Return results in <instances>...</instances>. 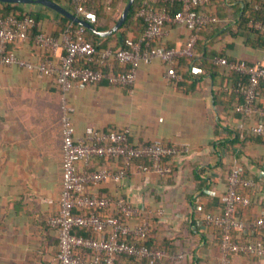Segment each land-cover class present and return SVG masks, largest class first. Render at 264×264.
Segmentation results:
<instances>
[{"label":"crops","instance_id":"1","mask_svg":"<svg viewBox=\"0 0 264 264\" xmlns=\"http://www.w3.org/2000/svg\"><path fill=\"white\" fill-rule=\"evenodd\" d=\"M229 2L227 8L219 5L224 16L232 15L233 2ZM44 7V13L53 14V9ZM48 22L46 30L52 33L56 27ZM214 30V36H219L215 48L226 46L229 57L264 63L261 48L249 45L252 40L255 45L256 35L238 29L234 35L223 32L225 29ZM185 35L182 25L166 26L171 46L181 45ZM32 48L26 45L19 51L35 60ZM51 58L58 62L57 56ZM220 82L219 77L205 74L199 89L184 92L165 77V66L156 59L138 67L134 84L125 91L100 83L60 93L50 77L12 65L0 66V264H50L57 251V230L48 224V218L56 209L61 186L63 148L58 121L64 101L76 135L86 126L126 125L139 140L189 144L190 151L174 160L171 175L132 172L121 184L105 181L97 191L122 194L139 208H148L159 218L153 227L167 235V246L172 242L179 252L195 250L200 256L198 264H217L220 252L215 228L199 219L198 230L193 225L188 230V225L191 218H199L198 212L220 211L219 197L233 160L258 180L260 196L251 212L257 215L264 207V144L245 141L243 154L236 158L220 159L213 152L212 142L227 134L226 129L217 134V123L225 128L241 125L230 110L226 120L218 121L225 114L213 99ZM228 264L263 263L235 256Z\"/></svg>","mask_w":264,"mask_h":264},{"label":"built area","instance_id":"2","mask_svg":"<svg viewBox=\"0 0 264 264\" xmlns=\"http://www.w3.org/2000/svg\"><path fill=\"white\" fill-rule=\"evenodd\" d=\"M88 1L71 0L74 14L92 24L96 21V14L86 8ZM98 1L106 5L112 2ZM210 1L141 0L137 11V15L145 22L141 37L137 40L126 38L124 46L116 49H97L84 39L85 27L81 25L74 29L68 25L58 35L38 32L33 36L34 43L50 55L37 61L8 49L10 44L28 38L35 20L31 16L21 19L11 15L3 16L0 17V66L12 65L50 77L63 93L73 86L97 83L102 79L131 88L137 68L156 59L163 62L168 80L179 81L181 75L174 68L177 58L191 56L198 32L216 21L213 13L195 9ZM160 3H179L180 8L170 14L166 8L157 6ZM168 23L188 29L185 41L179 46L151 45L165 37V25ZM249 25L264 37L263 21L251 20ZM261 50L264 58V43ZM51 56H57L58 62L55 63ZM111 59L117 60L120 66H126L127 70L110 73L92 68V65L110 66ZM212 61L245 77V81L233 87L242 98V101L234 104L233 111L244 119H253L247 125V130L264 138V108L255 104L259 97L260 83L264 82L262 60L247 62L218 56ZM62 121L61 186L56 209L48 218V224L57 230L58 248L51 256L50 264H122L116 263L121 256L133 257L146 264H161L164 260L179 263L184 252H170L160 242L152 246L144 243L152 229L148 208H139L122 194L110 196L100 193L97 188L105 181L121 184L132 172L147 176H169L173 173L174 160L190 151L189 144L169 143L161 139L133 144L128 140V127L98 131L92 126H86L81 135H76L66 101L63 103ZM97 158H102L103 164L94 165L93 161ZM117 160L119 165L114 162ZM225 180V190L219 197L220 211L207 212L203 216V224L220 230L218 264H228L230 254L256 256L264 264V234L259 241H248L243 236L246 225L264 233V207L263 215L253 218L247 224L234 215L238 206L247 207L250 204L248 192L256 187L257 181L245 175L235 160L229 165ZM129 219H133V222L129 223ZM75 228L87 229L90 234H77ZM128 238L133 240L129 241ZM81 250L88 251V255L82 256Z\"/></svg>","mask_w":264,"mask_h":264},{"label":"trees","instance_id":"3","mask_svg":"<svg viewBox=\"0 0 264 264\" xmlns=\"http://www.w3.org/2000/svg\"><path fill=\"white\" fill-rule=\"evenodd\" d=\"M64 8L68 9L72 13H75L73 5L71 0H54ZM127 0H112V2L109 5H106L103 2H99L98 0H89L86 3V8L89 10L94 11L96 14V21L92 23L93 27L99 31H105L111 28L116 20L118 19L125 3ZM233 2L230 6L232 15L231 16H224L219 11V5L223 6L224 8L228 7L230 5V2ZM229 2V3H228ZM141 6V0H134L133 4L130 7V10L127 14V17L125 21L122 23V25L119 27V29L115 32H112L109 36L101 37L85 28L84 31V39L90 41L97 49H106V48H112L116 49L119 47L124 46V41L126 38H131L133 40H137L141 37L144 29H145V22L141 17L137 15V11L139 7ZM158 7H164L166 8L170 14H173L176 10L180 8L179 3L174 4H167V3H160L157 5ZM39 8V9H37ZM46 8L42 5L38 4H26V3H8V2H1L0 1V17L3 16H14L18 19L23 18L24 16H31L35 20V25L33 26L32 30L28 34V38L25 41H16L13 44H10L8 46L9 51H13L22 57L27 58L22 53H20L21 47H24L28 45L29 47H33L32 53L35 56V60L37 61L40 58H43L45 56H49V52L45 51L44 49L37 46L33 41L34 34L38 32H45L47 34H53L58 35L61 30L66 28V26L71 25L72 29L76 28L78 24L71 22L69 19H67L65 16L61 15L60 13L52 10V15H49L47 13H44ZM196 10H205L209 13H213L216 16V21L214 23L207 24L205 27H203L198 32V38L195 42V45L193 47V54L191 56H182L177 58L174 68L175 70L181 75V80L179 81H171V84L182 88L184 92L192 91L195 89H199L201 86L202 78L205 76V74H210L211 77H219V79L222 81L220 82L219 88L213 91V99L215 105H222L221 111H223L225 114L223 116H219L218 121H224L226 120L227 116L230 112L229 110L238 117L240 123L239 127L235 128H225V126L217 123L218 127V133L220 134V131L227 130L226 137L223 136V138H217V140L212 142V149L215 155L218 158H222L223 156L229 157V158H236L238 156H241L244 152L243 144L245 141H257L264 144V138L254 135L251 132L247 130V125L253 122V119L251 118H243L239 113H236L233 111V107L235 103H239L242 101L241 96L236 93L233 90V87L238 82L245 81V77L242 76L240 73L236 71H232L229 69H226L225 67L218 66L217 64L213 63V59L218 56L225 57L227 59H238L243 60L240 58H234L229 57L225 51V47L219 46L218 48L214 47L215 41L219 39V36H214V28L219 29H225L223 32L228 34H236L238 33V30L246 31L249 33H252L253 35H256L255 38V45L251 43L252 41H249V45L251 47H260L262 49L263 43H264V37L263 34L258 32V30L254 29L252 26L249 25V22L251 20H260L264 22V0H211L204 6H196ZM46 21H49L48 23L54 24L53 26L56 27L52 33L48 32L46 30ZM232 24H235V28L232 27ZM181 26L179 24L175 23H168L165 26ZM184 29L186 31L185 39L188 36V29L184 26ZM151 45H163V46H171V43L169 42L167 36L156 40L151 43ZM228 46V45H227ZM30 59V58H27ZM162 64L163 62L160 61ZM249 62V61H247ZM110 66L106 65H92V68L100 69L104 72H110V73H121L125 72L127 70V67L120 66L119 62L115 59L109 60ZM164 65V64H163ZM138 69V68H137ZM170 81V80H169ZM104 84V85H113L119 88H122V90H126V86L121 85H115L110 82H108L107 79H103L97 83L92 84H84L82 86H89V85H97V84ZM59 92L61 93V88L58 84H56ZM82 86H76L82 87ZM75 88L74 86L70 89ZM69 89V90H70ZM255 104L261 108H264V82L260 83L259 86V97L255 101ZM71 111L69 109V115L71 118ZM225 117V118H224ZM59 124L61 128V141H62V135H63V121H62V113L59 115ZM72 123V120H71ZM73 125V123H72ZM128 126H122V127H116V126H107L106 128L102 129H96L98 131H105V130H121ZM130 130V128H129ZM220 136V135H219ZM129 142L133 144H138L140 142H148L149 140H139L134 137H132V133L130 131L128 136ZM104 160L102 158H97L95 161H93L94 165L103 164ZM116 165H119V160L114 161ZM218 164H220L218 162ZM264 171V167L262 168ZM245 175H247L245 173ZM257 181V185L253 190L248 192V195L251 199L250 204L247 207L238 206L235 211V217L239 218L243 221L250 222L253 218H256L259 215H263V205L261 206V211L259 214L254 215L251 212V207L257 202L260 192H259V186H258V180L253 175H247ZM225 190V189H224ZM118 195V194H116ZM199 211V210H198ZM76 212V211H75ZM200 214L197 215L199 218H191V223L188 225V230H190L191 225L195 227V230H198V225L196 221L199 219L200 223H204L203 216L207 213V211L198 212ZM150 219L152 221V229H151V235L149 238H147L144 243L147 245H154L157 242H160L161 245H163L165 248H167L170 252H175L177 249L173 248L175 247L170 243V245L167 246L169 242V238L164 232L155 231L156 228H154L153 222L157 223V220L159 218H154V212L150 214ZM129 223L133 222V219L128 220ZM127 221V222H128ZM216 230V237H217V244L219 247L220 242V230L218 228H215ZM74 232L80 235H89L90 232L87 229L84 228H75ZM263 231L262 230H255L246 225V233L243 235L246 240L248 241H259L263 238ZM193 235V233L191 234ZM129 241H132V238H128ZM196 244H198V241H196ZM171 246V248L169 247ZM82 253V256L88 255V251L81 250L80 254ZM240 256V257H247L252 259L259 260L258 257L247 255V254H230L229 261L232 260L233 257ZM200 261V256L195 253V250L192 252L185 251L183 258L181 261L177 264H198ZM260 261V260H259ZM116 263H122V264H146L144 261L138 260L133 257H126L121 256L117 258ZM173 264L169 261L164 260L161 264ZM160 264V263H159ZM218 264V262H217Z\"/></svg>","mask_w":264,"mask_h":264},{"label":"water","instance_id":"4","mask_svg":"<svg viewBox=\"0 0 264 264\" xmlns=\"http://www.w3.org/2000/svg\"><path fill=\"white\" fill-rule=\"evenodd\" d=\"M1 2H8V3H34V4H41L48 8L53 9L54 11L60 13L61 15L65 16L70 21L84 26L87 30L101 36L106 37L109 36L112 32H115L119 29V27L122 25V23L125 21L127 14L130 10L131 5L133 4L134 0H127L118 19L114 23V25L105 31H99L93 27L91 23H89L87 20L75 15L68 9L64 8L54 0H0Z\"/></svg>","mask_w":264,"mask_h":264}]
</instances>
